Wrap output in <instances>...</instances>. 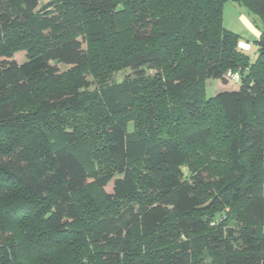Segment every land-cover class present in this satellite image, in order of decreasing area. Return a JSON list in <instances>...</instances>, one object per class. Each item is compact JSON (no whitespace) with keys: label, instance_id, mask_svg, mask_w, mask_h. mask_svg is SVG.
Returning a JSON list of instances; mask_svg holds the SVG:
<instances>
[{"label":"trees","instance_id":"obj_1","mask_svg":"<svg viewBox=\"0 0 264 264\" xmlns=\"http://www.w3.org/2000/svg\"><path fill=\"white\" fill-rule=\"evenodd\" d=\"M45 1L0 0V208L18 231L0 264H264V0H231L258 19L254 61L223 26L230 0ZM98 47L120 80L22 103ZM228 72L237 88L205 100ZM87 133L102 163L81 158Z\"/></svg>","mask_w":264,"mask_h":264},{"label":"rangeland","instance_id":"obj_2","mask_svg":"<svg viewBox=\"0 0 264 264\" xmlns=\"http://www.w3.org/2000/svg\"><path fill=\"white\" fill-rule=\"evenodd\" d=\"M46 1H52V0H46ZM53 1L56 4L57 3L61 4L63 2V0H53ZM246 14L248 15L246 10L240 7L237 3L232 2L231 0L228 1L223 6V26L226 30L236 33L240 36L242 40V44L239 45L240 47H242L243 49H249V46H246L245 44L250 45L251 48L250 50H247V52L251 60L254 61L256 57V48L253 42L257 38L255 34L253 33V31L251 32L249 29V26H247L246 24L245 19H247L248 17ZM69 18L71 19L68 25V27L70 28L69 32L72 33V36H75L79 34L78 31L82 27V21L81 19H78L76 17L73 18L70 16ZM251 18L254 19V21L252 22L257 23V24H253L252 22H250L253 24L251 25L253 26L254 31L258 32V29L256 28L257 27L256 25L259 24L257 21L258 19L252 16ZM124 28L125 27H123V29ZM29 44L30 43H28L27 40L23 41L22 39V45L21 43H19V46H22V47L16 48V50H19V51L15 53V55L13 56V60H15L19 64L23 63L26 59L25 50L29 47ZM103 47H98L96 50L93 51L92 55L95 56V61H91V64H89L87 68L79 69V70H72V69L69 70L68 67H61L62 71H67L64 74V77L61 79V82L56 83V84H52L48 82L44 83L38 89V92H37L38 97H35L33 94H27L22 97V100H21L22 103H24L26 107H32L34 106L36 102L35 100H37L40 97H43V95H45L47 92H52L61 87L71 85L73 82L78 80L80 77L93 80V76H95V73L101 72L103 70L109 73L117 72L115 74V78L116 80H120L123 77L124 73L118 71L120 70L119 65H118L119 64L118 62L119 53L112 54L109 51L110 47L108 49H106L108 46L105 49H103ZM103 50L105 51V53H103ZM230 80L231 81H229L227 85L225 86H222L217 81L207 80L204 83V99L207 100V98H211L217 93L236 89L239 83L232 82V79ZM100 114L101 113H99L97 116H99ZM93 143H94V137H92L89 133H87V137L85 139L80 140V143H79L80 156L86 162L85 164L87 166H92L96 164L97 161L102 163L101 157L97 152V148L95 147V145H93ZM259 153L261 155L264 154V145L259 149ZM104 164H107V163L104 161ZM182 171L184 174L187 173V169L185 168H183ZM106 190L109 191L110 186L107 187ZM6 212L7 211L5 209L0 208V224L5 225L4 230H0V239H4L5 236L14 237L18 233L17 228L13 225V221H12L13 219L11 217H8ZM6 230H8V233L4 232ZM73 246H74V249H76L77 254H79L77 258V261L79 262L81 259L84 258L83 257L84 254H82V251H86V248L84 247L82 250V248H77L76 245H73ZM26 252H27V249L23 253L24 256L27 254ZM33 262L34 263L32 264H46L45 261L43 262L42 260H39V259L33 260Z\"/></svg>","mask_w":264,"mask_h":264},{"label":"crops","instance_id":"obj_3","mask_svg":"<svg viewBox=\"0 0 264 264\" xmlns=\"http://www.w3.org/2000/svg\"><path fill=\"white\" fill-rule=\"evenodd\" d=\"M246 15H247V14H246ZM247 16H248L247 19H245L246 24H247V26H249L250 31H251V32L253 31V33L255 34L256 38H258V37L260 36L259 29L256 27V28L258 29V32H255V31H254L253 26H252V25L254 24V22H252V21H254V19H252L251 16H249V15H247ZM245 17H246V16H245ZM248 19H249L250 21H249ZM243 20H244V18H243ZM250 22H252L253 24L250 23ZM248 23H249V24H248ZM251 24H252V25H251ZM254 26H255V25H254ZM251 27H252V29H251ZM241 44H242V43H241ZM245 45H246V46H249V48H251L249 44H245Z\"/></svg>","mask_w":264,"mask_h":264},{"label":"built area","instance_id":"obj_4","mask_svg":"<svg viewBox=\"0 0 264 264\" xmlns=\"http://www.w3.org/2000/svg\"><path fill=\"white\" fill-rule=\"evenodd\" d=\"M226 77H227V79L229 81H231L230 79H232V82H237L238 81V75L237 74H233L232 75L231 73L228 72L227 75H226Z\"/></svg>","mask_w":264,"mask_h":264}]
</instances>
